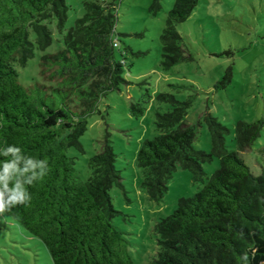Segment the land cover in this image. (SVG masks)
Returning a JSON list of instances; mask_svg holds the SVG:
<instances>
[{
	"label": "trees",
	"instance_id": "16d2710c",
	"mask_svg": "<svg viewBox=\"0 0 264 264\" xmlns=\"http://www.w3.org/2000/svg\"><path fill=\"white\" fill-rule=\"evenodd\" d=\"M67 1L0 0V202L6 215L42 242L53 264H136L128 240L114 225L119 212L110 191L122 188L123 178L108 135L89 160L88 181L69 154L84 152L80 140L87 119L126 83L124 59L116 56L115 5L85 1L83 15L66 28ZM198 3L174 0L167 13L160 35L166 70L193 60L185 55L177 27ZM150 9L156 14L159 0ZM50 24L62 47L39 59L43 83L24 86L16 65L25 67L36 49L52 45ZM231 74L228 69L214 87L230 83ZM156 99L171 109L156 114L160 133L141 142L135 160L148 200L162 201L177 167L203 187L180 198L155 224L159 250L150 264H264V167L254 175L240 157L260 137L264 118L237 122L236 150L229 151L228 129L207 114L212 146L206 152L194 146L196 127L185 122L193 97L178 101L159 94ZM144 112L131 105L135 117ZM214 159L219 168L204 182L203 166ZM23 195L24 203L13 199Z\"/></svg>",
	"mask_w": 264,
	"mask_h": 264
},
{
	"label": "rangeland",
	"instance_id": "374dc122",
	"mask_svg": "<svg viewBox=\"0 0 264 264\" xmlns=\"http://www.w3.org/2000/svg\"><path fill=\"white\" fill-rule=\"evenodd\" d=\"M85 1L115 5L116 56L124 59L126 83L119 91L108 94L98 105L99 113L87 119V130L80 140L84 152L70 150L69 154L81 178L88 181L92 175L89 160L100 152L108 135L123 178L122 188L113 187L110 191L113 206L119 212L114 225L128 240L134 262L150 264L159 250L155 224L172 213L180 198L203 187L193 182L188 170L177 167L162 201L148 200L141 185L142 170L135 160L141 142L160 133L155 125L156 114L171 109L156 96L170 94L178 101L193 97L185 122L196 127L194 146L206 152L211 150L205 122L209 114L228 129L226 146L235 151L236 123L264 118V0H199L188 20L177 27L185 55L190 54L193 60L167 70L161 65L160 35L174 0H159L161 9L156 14L150 9L154 0H68L66 28L83 15ZM49 27L52 45L45 51L36 49L25 67L16 65L19 82L24 86L35 81L43 83L39 59L62 47L54 25ZM119 52H123V58ZM228 69L232 73L230 83L215 88ZM131 105L144 107L143 116L132 115ZM240 157L254 175L260 174L264 167V128L251 150L240 153ZM203 168L206 182L219 168V162L214 159ZM0 264L53 262L42 242L4 212L0 214Z\"/></svg>",
	"mask_w": 264,
	"mask_h": 264
},
{
	"label": "clouds",
	"instance_id": "9594fccd",
	"mask_svg": "<svg viewBox=\"0 0 264 264\" xmlns=\"http://www.w3.org/2000/svg\"><path fill=\"white\" fill-rule=\"evenodd\" d=\"M13 199H14L15 201H19V202H21V203H24V201H25V196L23 195V196L19 197L18 199H17V198H13ZM4 211H5V205H4L3 202H0V214H3Z\"/></svg>",
	"mask_w": 264,
	"mask_h": 264
}]
</instances>
